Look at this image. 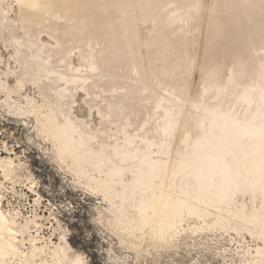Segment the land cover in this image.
<instances>
[{
  "label": "rangeland",
  "instance_id": "rangeland-1",
  "mask_svg": "<svg viewBox=\"0 0 264 264\" xmlns=\"http://www.w3.org/2000/svg\"><path fill=\"white\" fill-rule=\"evenodd\" d=\"M145 1L147 2V0ZM145 1L144 3H146ZM208 1L209 0H200V5L197 2L198 3L197 5H199L197 7L200 17H199L198 26L195 27V29L197 28L196 34H195V30H193L194 32L192 30H189L187 32L188 35L185 32H182L186 30L187 28L186 26H188L187 24L184 25L185 28H183V25L182 27H180L181 24L178 26V28L180 27L181 30L179 37L180 38L183 37L184 41L188 37V39H190L189 42H191V43L187 42L185 45L183 38L180 39L182 42L181 47L184 46L182 49L183 61L180 59L182 55L179 56L180 58H177L178 56L177 57L175 56L176 59L173 56L174 59L173 61H171V64L169 65L167 64L168 62L167 58L168 59L171 58V55L169 54L170 55L169 57L166 49H165L166 53H164L165 51H162L164 48L161 50L163 53L160 52L159 50L160 47L158 46L159 43L155 42L156 40H158V39L155 40V38H158L156 34L161 33L162 35L161 37H163V33L160 31L161 24L158 23L157 21L158 19L154 20L156 19L155 9L151 7H147V8L152 9L153 12L152 10H149L150 13H148V15H144L143 17L148 16L149 18L148 17L145 18V20L148 21H152L150 20L152 18L154 21H156L154 22V24L156 23L159 24L157 26H160L157 29L155 27L156 24L153 26L152 23L151 26L150 22L147 21V23H149L148 26H150L151 28L150 29L151 31L149 33L153 31L155 34L156 32L154 31V28L157 29V32L159 33H156L155 34L156 36L154 37V35L152 34L153 32L149 34L147 31H145L147 28H145L146 25L144 24L145 20H143L144 19L143 18L142 19L143 23L139 22V25L141 26V28L142 27L143 29L145 28L143 32H147V33H145V35L142 34L144 35V37L140 35V37H142L143 40L140 37L139 39L142 40V44H143V41L146 39L145 38L146 35L148 36V38L150 35H153L152 37H154L153 40L155 41L146 39L145 43L147 44L146 46H149L148 47L150 49L149 51H151V49H154V47H156L154 46V44L158 43V45L156 44L158 46L157 49H154L156 53L153 54V52H149L147 50L148 48L146 49L147 53H145L144 49L146 48V46L144 44L143 46L142 44H140L141 40L139 42L138 37H136L137 39L136 38L134 39V40H138V42L137 41L135 42L136 44L138 43V45L136 46V44H132L136 47V49L135 47L131 48L133 46L130 47V45H128L129 46L128 48L127 46L125 47V50L128 51L126 54H124L125 58L126 55L128 58L129 56H132L134 54L132 56L133 61L136 59V58L134 59V56L136 57V55L137 56L139 55V52H136L137 54H135L133 49H135L136 51L139 45L143 47V48L142 47L140 48V46L138 47L141 50V51L138 50L140 51L139 56H142L140 57V59L142 58L143 59L140 60L137 58L140 61L136 59V61L134 62L132 61L133 64L132 62H129L132 59H130L129 57L128 59L129 61H126L127 58L125 59L123 57V54L122 55L118 54L117 57H114L116 55L115 53L111 55L110 52L108 53L106 52V50H103L102 53L99 52L100 54L97 53V55L100 56V57L98 56V58H102L104 56V60L106 61L107 64L106 67L108 69H109L108 67L109 65L111 70L113 68L116 69V72L121 70L118 73L122 72V74L120 75H122L124 79L128 78V80H124L123 78H122L123 80H121L119 78L122 84L120 83L119 80L117 81L119 82L118 85L117 84L113 85L115 84V82L114 83L112 82L113 83L112 85L111 83L108 85L106 84L107 81L105 82L99 81L96 79L97 77L93 75L96 73V70L91 69V64H89L91 61L89 60L90 58L88 57L89 55L87 54L88 51L92 52V50H90L91 48L87 47V43H89V39L88 41L84 39L85 42L82 40L81 41L77 40L80 42H76V40L74 41L70 40L68 41L70 44L67 43L68 46L65 48V50L62 51L61 53H56L59 56L58 55L55 56L54 54L55 52L54 53L52 52L56 48V39L50 37L47 34V32L44 31L45 30L44 27H42L44 28L43 30L42 28H39L40 32L39 30H36L38 28H35L34 26L32 27L35 29L36 32L34 31V29H29L28 28L29 26H27L28 24H26L28 22H25L24 18H20L18 6L14 0H3V2L6 3L3 5L0 1V209L5 214L7 220L11 222V225L15 230V234L13 235V245L15 247L14 250L5 248L0 239V264H24L25 262L26 264H44V263L69 264V262L67 261L59 262V259L55 255V252L57 253L65 252L67 258H69L70 260L79 259L80 264H256L257 261L261 262L257 264H264V260L262 261L259 260L264 257H262L261 254H259L261 255V257L257 255L258 250L260 252L264 250L263 233H261L259 227L252 225V223L250 222L249 223L242 222L238 217L240 216V212L244 216H249L250 213L255 211L258 212L257 210L260 206V200H261L259 194L255 193V195H253L254 196L253 198V196H251L249 193L239 191L231 196L229 203H225V204H218L216 202L212 203L213 201L211 202L210 200H208L210 196L209 198L208 196L193 197L196 190H194L195 189L194 184L191 185L189 184L192 183L190 182L191 178H189V176L174 174L173 167H174V162H176L175 159L177 158V154H180L181 153L180 151H182L183 148L186 147L190 148L189 147L191 144L190 141H194L193 137L198 136L197 138L199 139L201 137L200 135H202V133L199 132L201 130H198V128L193 127L191 124L190 125L192 127H190V125H188L189 127L188 126L186 127V125L184 124V121L186 120V116H187L186 114L188 113L187 111H185V109L188 107L189 103H190L189 108L193 105L194 101L192 100L193 99L195 100V94L199 93L201 88L207 89L204 91L201 90L199 94H201V96L204 98L203 103L207 104L208 108L218 109V107L220 106L219 108L222 111H226V110L230 111L231 109L234 113L236 114L239 113L238 115H241L243 112L242 110H244L245 108L244 107L245 104L238 101L241 104L240 105L239 103L236 102L237 101L235 98L236 92H239L240 90H241L240 92L245 90H248V92L251 91L252 97L255 98L253 100L255 101L253 103L255 107L257 105L256 101L259 99L258 95L256 96V93L257 91H259V89L261 90V88L263 87V84L259 83L261 81L260 78H262V80L264 79V74L262 72H259V70L257 69L259 63L247 65V63L245 64L244 62H241L243 64L240 65L239 58H238L239 63H235L238 62L237 59L235 58L237 57L236 55L238 54V51L241 50L239 49V47L242 45L239 44L241 43V40L240 41L238 40L239 42H237L239 44V45L237 44L238 49L235 45L236 42L233 43L234 45H232L231 42H229L230 44L227 42L230 48L231 46L233 48L235 47L234 48L236 50L235 54H234L235 50H233V48L230 49L228 47L231 50L230 51L229 49H227L226 46H225L226 48L224 47V49H219L220 47L217 48V50L215 49V51H218L219 53H222V51L223 50L225 51V49L230 51V52L227 51L222 55L221 54L219 55L218 52L215 54L213 52L212 55L214 54L216 56V58L215 57L214 58L215 60L218 59L217 62H215L213 58L214 55L211 57H210L211 54H209V56H207L206 54L204 55V52L206 50V48L204 47L206 45L204 40V38L206 37L205 31L206 30L208 31L209 29V28L207 29L205 23L207 20L206 15L209 12L208 5L210 1L209 2ZM140 3H143V0L142 1L139 0V4ZM140 6H142V4H140ZM128 8H132V6L130 7L129 4ZM128 10L130 11L131 9ZM48 11L51 12V10H47V12L45 13L47 14ZM149 11L147 10V12ZM147 12L145 14H147ZM153 14H155V16ZM152 15L154 16V18L152 17ZM238 21L240 22V20L238 19L235 21L236 26L234 25L236 30L240 28L239 27L240 24L241 27L243 24L242 22H240V24L237 23ZM249 21H253V20L249 18ZM237 24H239L238 25L239 28L237 27ZM244 25L245 24H243V27ZM173 28L174 27L172 26L169 29H167L168 33L166 31L164 37L167 36L169 38L168 34L171 30L172 33L169 34L171 39L170 38L169 39L170 40L175 39V37L173 36V32H174ZM32 30L35 33L30 32ZM198 30L201 32V33L199 32V35L197 34ZM202 31H204V33ZM37 32H38V37L36 35ZM176 32H174V34L178 36ZM192 32L195 35L198 36L201 35L199 37V40L201 41L196 39L197 41H199L198 42L199 45L197 41L194 40L198 36H195ZM33 35H36V37L33 39L36 45L38 46L37 48H40L39 49L40 51L33 49L29 44L30 42L28 41V36L31 38V40H33L32 39ZM171 35L173 36V39ZM152 37H150V39H152ZM159 39H161L160 36ZM202 40L204 41V44ZM195 41L197 44L196 47H195ZM71 42L73 43L71 44ZM149 42L150 44H152L151 42H155V43L153 45H149L148 44ZM181 42L179 41L180 44ZM81 43L82 44L86 43V45L83 44V48L85 49V51H82L83 48ZM92 43H94V41H92ZM201 43L203 44V46ZM188 44L190 47L187 48ZM17 46H21V50L17 51L16 50ZM79 46H81L82 49ZM197 46L199 49L197 48ZM86 49L88 51H86ZM261 49H263V51H261V55L262 54L264 55V46H262V48L260 47V50ZM193 51H196V54L195 52L193 53ZM38 52H39V56H38ZM159 52L160 55L158 58ZM228 52L230 54H228L229 56L227 55V59H226L227 61H225L224 57L226 58V54ZM128 53L131 54L128 55ZM144 53L148 55L152 53L155 56L150 55L151 56L150 58L147 55H144ZM36 54L37 57H35ZM82 54L86 56L83 57ZM161 54H165L163 58L166 59L163 60V62L165 66L168 65L167 67H164L162 65L163 62L159 63V61L162 60ZM191 54L193 57L190 56ZM201 55H204L205 57ZM120 56H122L121 57L122 61H120ZM206 56L209 58H207ZM231 56L232 58H230ZM144 57L145 58L147 57L145 59L146 61L149 58L151 60L150 64L147 61L149 64V66L147 65L148 67L146 66L147 62L144 60ZM113 58L114 59L116 58V61L113 60ZM152 58L154 59V61ZM186 58L187 60L189 59L190 60L189 61L184 60ZM206 58L207 61L205 60ZM222 58L224 59V61ZM179 59L181 60V62H184V64L179 62L180 61ZM233 59L235 62L233 61ZM45 60L47 61V63H45ZM109 60L110 63L108 62ZM143 60L144 62L141 63V61ZM262 60H264V57ZM262 60L260 61L258 60V61L261 62ZM114 61L116 64L118 63V65L115 66ZM124 61L128 62L129 64L128 65L126 63L129 66V67L127 66L128 67L127 70H124L126 66V64L123 65ZM208 61H210L211 63ZM221 61L223 62L221 63ZM213 62L214 64L215 63L218 64L217 65L215 64L214 66V64L212 65ZM229 62L231 63L234 62L235 65H233L234 63L231 64ZM135 63L137 64V66L135 65ZM140 63L141 66H139ZM173 63L183 64L184 66L177 65L178 66L177 67L175 65L176 66L175 67ZM156 64L157 66L161 64L160 66H163V68H165L163 70L158 69L159 71L162 70L160 72V75L159 74L157 75L156 73V72L159 73V71L156 70L155 67ZM170 65H172L171 67L174 68L176 71H178V73L174 69L171 70ZM26 66L30 67V70H24ZM36 66L40 67L39 71H37ZM87 66L88 68L90 67L91 70H95V73L94 71L93 72L88 71L89 69L87 68ZM153 66L155 67V69ZM236 66L237 68L233 70L234 67ZM118 67L120 68L122 67V68L120 69ZM146 67L147 69L152 67L151 68L152 70L150 69L151 72L154 69V72L156 74L154 72L149 74L150 71L149 69L147 70ZM42 68L47 72L51 71V69L52 70L60 69L62 71L60 75L62 77H65V79H70V80L76 79L74 83L70 85L68 84V89L71 91L70 93L71 97L67 98L64 101V104H62L63 102H61L62 94L60 90H58V86L56 85V79L48 78L49 75H47L45 72L43 73ZM202 69H204L205 72H203ZM240 69L241 70L245 69V70L240 71ZM144 70L149 71L148 72L149 76L146 75L147 71L144 75H142L145 72ZM201 72H203V74ZM230 73L232 76H230ZM234 73L239 74L235 76L237 78L233 77L235 75ZM166 74L167 76H165ZM168 74H171L172 76ZM201 74L203 75V77L204 76L205 77L203 78ZM244 74H246L245 76L247 79L243 78L245 77L243 76ZM128 75L131 76V79L130 76L128 77ZM145 75L146 77L148 76L149 78L147 77L148 79H146V77H144ZM178 75L179 76L182 75V76L179 77ZM56 76L57 75H55V77ZM206 76H210V77L208 78ZM132 77L135 79L132 80ZM181 77L182 79L184 77V79L182 80ZM214 77L218 79H214ZM163 78H165L164 81L161 80ZM202 78L204 80L199 82V79L201 80ZM210 78L213 80H210ZM225 79H227V81H225ZM234 79H237L238 84L239 82L240 84L238 85L237 80ZM248 79L249 80L252 79L251 80L252 82H250ZM207 80L209 82L208 85L210 84L208 87L206 86ZM233 80L235 81V83H233L234 82ZM95 81H97V83ZM171 81L172 82L174 81L173 82L174 84ZM144 82H146L147 84H145ZM243 82L244 84H247L246 87L243 85ZM98 83L103 85H99ZM110 85L115 87H110ZM120 85L125 86V88L127 86V88L124 89V87ZM93 86L95 88V91L97 90L96 93L95 91L92 93ZM98 86H102V87L108 86L109 88L106 87L105 92L103 91L104 92L103 93L102 90H104V88L101 89V87H99L101 89L100 91ZM234 86L236 87V89ZM249 86H251V88ZM119 87L120 88L123 87V90H127L129 88L128 91L138 90L136 92L138 95L135 94L134 92L135 96L134 97L132 96L133 101L137 103L132 102L131 99L130 100L132 104L130 103V100H128V103L125 102L126 104L123 102L126 106L128 104L130 105V107L129 105L127 106L130 108V112H129V108L125 110L126 106L125 105L123 106V103H121L125 110L122 114L123 115L122 117L121 116L116 117L111 113L110 110L111 108L110 109L108 108V106L109 107L111 106L108 105L110 100L111 102H113V97L118 94V93H112L114 92L113 89L115 90V92H117ZM177 87L178 90L175 91L174 89H176ZM110 88L112 90H109ZM134 88L136 89L134 90ZM170 89L173 90L171 91ZM181 89L182 91L178 92ZM158 90L161 91L159 92ZM98 91H100L101 94L106 93L105 95L107 96V98H105L106 96L103 94L100 95ZM162 91H165L163 93H165L166 95L161 93ZM169 91H171L170 93L173 92L178 97L179 100H183L182 101L183 103H181V101L180 102L178 101L177 104H175L176 102H172V103L170 102L169 104H172L171 106L166 105V108L169 112H171L170 108L174 107V110H172L173 118L174 116H176V113L180 109L182 108L184 109L181 110V114L183 116L181 115L179 116V118H177L174 131L172 130V133L170 135L172 138L168 137L169 135L166 131L165 132L160 131L165 121L163 120V118L165 119L164 117L165 115H163V113H165V110L164 109L162 111L159 110L160 111L159 113V111L157 110L159 105L158 103H156L157 100L156 101L154 100L155 98L154 96L156 97L163 96V98H166L167 94H170ZM229 91L232 92L230 93L231 97L228 99L227 95H229ZM111 93L113 94L112 98H110ZM213 94L216 96H214ZM211 95L213 98L212 97L210 98ZM232 95H234L235 100L232 99L233 98ZM101 96L102 97L105 96L104 98L105 100L106 99L107 100L106 101L103 100L104 98H102ZM150 96H152L153 98L152 100H154L153 102L149 100L151 99ZM108 97H109V102H108ZM143 97H147L149 101ZM218 97L219 99L221 98L222 101L218 100L217 99ZM187 99L190 100L188 101ZM205 99H208V101L206 102H209L210 100L213 99L214 105L211 104L213 101L206 103ZM215 100L216 101L218 100L217 103H215L216 102ZM231 100L235 101L237 104L234 105V102L232 103ZM150 102H152L151 105H154L153 107L151 106L152 108L149 107ZM59 103L62 107L59 106ZM173 104L176 106H174ZM230 104H232L231 105L232 107L228 106ZM211 105L212 106L216 105V106L214 108ZM137 107H139L140 109ZM254 107L252 105L251 109H249L248 111V114ZM153 108L154 110L156 109L155 110L156 113L152 111ZM189 108H187V110ZM232 108L235 109L233 110ZM159 109L161 108L159 107ZM263 110H264V106L263 107L261 106L260 107L261 112L258 117L259 118L258 120L263 118L262 117V115L264 114ZM189 111H192L193 115L196 114L195 118L197 120H204V119L206 120L208 118H204V117H207L209 115L211 116V113L207 114V111H201L202 115H199L201 114V112L198 109H197V113H196V109H192V110L189 109ZM198 111L200 113H198ZM252 111H254V109ZM152 113L154 115H152ZM189 115L187 116V119ZM180 119L181 120L183 119L184 129L180 126L182 125ZM48 120H50L51 122H48ZM153 121L155 124L153 123ZM179 122H181V124ZM69 125L76 131V135H73V140L75 141V143L81 144V146L85 145L84 147H86V151H87L86 154L88 155L90 153L89 154V156L91 155L89 158L90 162L88 161L86 163L84 162L77 164L68 155L60 153L58 149V144L53 138L55 126L58 127V129H61V128H66ZM178 125L180 126V129L182 128L181 132L180 129L177 128ZM188 128H191L192 130L190 131ZM196 130L198 133L196 132ZM189 131L192 132L194 135L191 133L190 135L188 133ZM135 132L137 133L135 134L134 137L135 139L134 138L131 139V137L134 136ZM143 132L146 134V136L143 134ZM163 132L164 135L165 133H167L166 137L164 135H161V133L163 134ZM182 132L183 134H181ZM194 132H196L197 134ZM139 134L142 140H140L141 142L139 141L138 143V140L140 139V137L138 136ZM180 134L183 135V137L185 136V134H188V136L193 135L192 137L193 139L191 137L189 138L186 135L188 138L186 140L185 139L183 140V137ZM128 135L129 136L131 135L130 139H128L129 138ZM136 135L139 137V139L138 137L136 138ZM196 137L195 140L197 139ZM127 139L130 141L133 140L132 141L133 143L131 142V144L133 145L134 142H137L135 143L136 145L134 146L135 147L137 146L136 149L138 154L143 155L148 152L153 162L163 164L166 161L168 162L167 164L170 165L169 166L170 169L166 173L165 177L158 176L154 179V184L156 185V188L154 189L153 194L159 193L161 188L159 184L163 183L162 184L163 190H165L167 194L169 193L168 194L169 196L168 197L166 196L167 198L165 199L167 201L174 199L177 200V198H179L180 200L181 199L185 200L188 198L189 195L191 194L193 195L192 197L189 196L188 200H190V198L191 200L188 202V206H187L191 210H189L187 213L186 212L183 213L180 219L181 221L177 222L174 227L168 228L166 226V228L164 227L162 228L163 230L160 229L163 233H161L160 230L156 231L157 227L156 228L154 227L155 229L150 228L148 226L142 227L138 222L139 220L138 214L136 213L137 211H135L136 210L135 208L137 204H139L143 200V198L146 197L147 195L145 196L144 193L133 190L132 192L130 191L127 192L125 196L122 197L120 194L122 190L119 181L112 183L110 185L111 187L109 189V192L106 194L104 188L106 184L105 175L104 173H99L94 168V163L96 162V160L98 159L106 160L105 162L106 163L108 162L107 167L115 168L117 166L118 167L120 166L121 168H125L123 171L124 173L120 178V181L123 182V186L132 182L133 178L132 175L130 174V171L136 168L135 166L138 167L139 164L136 161L134 162L131 161L129 163L122 162L119 160L118 157H116L113 154L115 153L114 152L115 148H117L116 146L119 145L120 148L122 145V148H126V146L130 144L129 143L130 141H128ZM180 139L181 142L190 139L189 142L187 143L189 145L188 146L185 145L186 142H184L185 144L182 143L184 145H181ZM143 140L144 142H142ZM113 146L115 148H113ZM188 148L186 149L189 150ZM110 150L112 151V153ZM185 150H183L182 153ZM128 169L130 171H128ZM115 180L118 179L115 178ZM166 188H169L170 192L167 191ZM192 189L194 190V192ZM178 201H176V204ZM164 229H168V230H164ZM261 249L263 250L261 251ZM262 253H264V251ZM53 254L55 255V257ZM257 256L259 257L257 258ZM53 257L54 259L55 258L58 259V261H56V259L54 260ZM255 260L256 262H254Z\"/></svg>",
  "mask_w": 264,
  "mask_h": 264
},
{
  "label": "bare ground",
  "instance_id": "bare-ground-1",
  "mask_svg": "<svg viewBox=\"0 0 264 264\" xmlns=\"http://www.w3.org/2000/svg\"><path fill=\"white\" fill-rule=\"evenodd\" d=\"M0 1H1L2 5L6 4L3 2V0H0ZM14 1L16 2L17 6H18L20 18H24L25 22H28L26 24H28L27 26H29L28 27L29 29H34L32 27V26H34L35 28H38L36 30H39V32H40L39 28L44 27L45 28L44 31H46L50 37L56 39V48L52 52V53L55 52L54 53L55 56L58 55L56 53H61L62 51L65 50V48L68 46L67 45V43H69L68 41L76 40V42H80L81 40L84 41V39H85L88 41V39H89V43H87V47L91 48L90 50H92V52L88 51L86 49V51H88L87 54L89 55V56L88 55L87 56L90 58L89 60L91 61L89 63V64H91V69H95L96 73H95V70H91L90 67L88 68V66H87V68L89 69L88 71H91V72L94 71L95 74H93V75L97 77L96 79L99 81H102V82L107 81L106 84H108V85L110 83L112 85L114 82H115V84H113V85H116V84L118 85L119 82H117V81H119L120 79L121 80L124 79L123 76L120 75V74H122V72L118 73L119 71H121V70L118 71V68H120V67L117 68L118 72H116V69H114V68L113 69L115 71L113 69L111 70L109 65H108V67H109V69H108L106 67L107 64H106V61L104 60V56L102 58H98L99 55H97V53L100 54L99 52L102 53L103 50H106V52H108V53L110 52L111 55H113V53H115L116 55L114 54L115 55L114 57H117L118 54H120V55L123 54V57L125 58L124 54H126L128 52L125 50V47L127 46V48H128L129 47L128 45H130V47L133 46L131 48H134L135 46L132 44H136L135 42L136 41L138 42V40L140 42V40H141V39H139L140 35H142V34L145 35V33H147V32L149 33L151 31L150 26H148L149 23H147L148 20H145V18H147L148 16L143 17L144 15H148V13H150L149 10H152V9H148L147 7H151V8L155 9L156 19H154V20L158 19L157 20L158 23L161 24L160 31L163 33V37H161L162 36L161 33L157 32V29L160 27V26H157L159 24L155 23L156 24L155 27L157 29H155L153 27L154 31L156 33L160 34L159 35V34L155 33L158 37V38H155V40L156 39H158V40H156V41L153 40V38L156 36L153 31H152L153 33L152 32L151 33L154 35V37H152L153 35H150L148 38V36L146 35L145 38L152 40V41H155V42H158L159 45H158V43H156V44L160 47V49H159L160 52L165 51V49L167 50V54L171 55V58H169V59L167 58L168 62H170V63L167 62L168 65L171 64V61H173L174 58L176 59L177 56H178L177 58H180L179 56L182 55V49L184 46L181 47L182 42L180 39H182L183 37L182 36H181L182 38L179 37L180 32H181L180 27H182V25H183V28H185L184 25L187 24L188 26H186L187 27L186 30L182 31V32H185L187 34V32L189 30H192V31L195 30V34H196L197 28L195 29V27L198 26L199 17H200V14L198 12V7H197L200 5V0H147V2L145 0H143V3H140V4H142V6H140L139 0H14ZM144 1L146 3H144ZM209 1H210L209 5H208L209 12L207 15L205 14L207 16L206 17L207 20L205 23H206L207 29L208 28L209 29H208V31L206 30L207 32L205 31V33H206L205 38L206 39L204 38V40H205L206 45L204 47L206 48V50H205L206 53L202 50L204 52V55L206 54L207 56H209V54H211L210 57L213 56L215 53L218 52V51H215V49L217 50V48H219V47H220L219 49H224V47L226 46L227 49H229L230 47L227 44V42L228 43L231 42L232 45H234L233 43L236 42L235 45L238 49V46H237L238 43L237 42H239L241 40V43H239V44H242L241 45L242 47L241 46L239 47V49H241V50L238 51V54L236 53L237 57L235 56L236 57L235 59H237V61H238V58L240 59L239 60L240 65L243 64L241 62H244L245 64L247 63V65L259 63L257 69L259 70V72H262L264 74V60H262L264 55L262 54L263 57L261 55V51H263V49L260 50V47L262 48V46H264V0H209ZM197 2L199 3V5H197L198 4ZM129 4H130V7L132 6V8H128ZM194 6H195V8H194ZM126 7H127V9H126ZM145 7L147 8V10L149 12H147ZM128 9H131V10L129 11ZM199 9H201V8H199ZM47 10H51V12L48 11V13L46 14L45 12H47ZM6 11H7V9H6ZM145 11L147 12V14H145L146 13ZM152 12H153V10H152ZM155 14H153V15L155 16ZM153 15H152V17L154 18ZM249 18H251V20H253V21H249ZM142 19L145 20L144 24L146 25V27L145 26L144 27L149 29V30H147V29L145 30V28L143 29V27L141 28V26L139 25V22L143 23ZM238 19L240 20V22H242L245 25L243 27V24H242V27H241V24L238 21L237 23H239L240 25L237 24V27L239 25L240 28L238 27L239 29L236 30L234 25L236 26L235 21ZM150 20H152V21H148V22H150V25L153 23L152 25L154 26L155 25L154 22H156V21H154L152 18ZM171 24L176 29L175 30L173 28L174 32H176V31L178 32V33L176 32V34H178V36L175 35L173 32V36L175 37V39H173V36L171 35L173 40H170L171 38L169 35L170 33H172L171 32L172 28L168 34L170 39L167 36L164 37L165 32L167 31V33H168L167 29L172 27ZM179 25H180V27L178 28ZM30 27H32V28H30ZM44 28H42V30ZM153 28H152V30H153ZM198 29H200V28H198ZM42 30H41V32H42ZM143 30H145L147 32H143ZM34 31H35V29H34ZM34 31L32 30L30 32L35 33L36 31L35 32ZM141 32H143V33H141ZM199 32L200 31L198 30V32H197L198 35H199ZM202 32L204 33V31H202ZM151 33H149V34H151ZM36 35L38 37V32ZM36 35H33L32 39L35 38ZM144 35H142V36L144 37ZM158 35L160 36L161 39H159ZM198 35H195V36H198ZM200 36L196 37L194 40H196V39L199 40ZM202 36H203V34H202ZM136 37H138V40H134ZM150 37H152V39H150ZM140 38H142V37H140ZM186 39L184 41V38H183L185 45L187 42L191 43V42H189L190 39H188V37ZM77 40H80V41H77ZM142 40H143V38H142ZM142 40H141L140 44H142ZM145 40L143 41V44L146 46L147 44L145 43L146 42ZM28 41L30 42L29 44L33 49L40 51L39 50L40 48H37L38 46L34 42V39L31 40V38L28 36ZM92 41H94V43H92ZM95 41H96V43H95ZM179 41L181 42V44L179 43ZM196 41H195V47L197 45ZM199 41H201V40H199ZM199 41H197V43ZM155 42H151L152 44H150V42H149L148 44L153 45ZM72 43L73 42H71V44ZM83 44L86 45V43H83ZM83 44L81 43L82 48H83ZM143 44H142V46H143ZM156 44H154V46H156V47H154V49H157V47H158ZM203 44H204V41H203ZM203 44H202V46H203ZM137 45H138V43L136 44V46ZM198 45H199V43H198ZM69 46H71V45H69ZM139 46H140V48L142 47L141 45H139ZM79 47L81 48V46H79ZM138 47H137L136 51H135L136 47L133 50H134L135 54H137L136 52H139V55H140L141 50ZM148 47L149 46H146V48L144 49L145 53H147L146 52L147 50L148 51L150 50ZM188 47H190L189 44L187 45V48ZM151 48H153V47H151ZM197 48H198V46H197ZM231 48H233V47L231 46ZM234 48H233V50H235ZM154 49H151V51H149V52H153V54L156 53ZM16 50L17 51L21 50V46H17ZM127 50H129V49H127ZM138 50H140V51H138ZM229 50L225 49V51L223 50L224 52L223 51H222V53L218 52V54L222 55L223 53H225ZM82 51H85V49L83 48ZM124 51H125V53H124ZM160 52L158 53V58H159ZM194 52L196 54V51H193V53ZM197 52H198V50H197ZM213 52H214V54L212 55ZM229 52L226 54V58L224 57L225 61H227L226 59H227V55L230 54ZM235 52H236V50L234 51V54H235ZM145 53H144V55H147L150 58H151L150 55H153L152 53L150 55L145 54ZM164 53H166V51ZM187 53H188V50H187ZM200 53H202V52H200ZM130 54L131 53H128V55H130ZM189 54H188V57H189ZM82 55H83V57L86 56V55L84 56V54H82ZM101 55H103V54H101ZM139 55L138 56L136 55V57L134 56V59L135 58L140 59V57H142V56H139ZM164 55L165 54H161L162 57L161 56L160 57L162 58V60L159 59L160 60L159 63L163 62V60L166 59V58L165 59L163 58ZM170 55H169V57H170ZM204 55H201V56L205 57ZM38 56H39V52H38ZM132 56H129L130 59L133 58ZM153 56H155V55H153ZM173 56H174V58H173ZM190 56H192V54ZM35 57H37V54ZM121 57L122 56H120V61H122ZM129 57L127 58V55H126V58H127L126 61H129L128 60ZM214 57L216 58L215 55L213 56V58ZM233 57H234V55H233ZM118 58H119V56H118ZM146 58L144 57V60ZM150 58L147 60L149 62V64L151 61ZM207 58H209V57H207ZM207 58L205 59L206 61H207ZM215 58H214V60H215ZM230 58H232V56ZM260 58H262V59H260ZM136 59L134 61H136ZM142 59H140V60H142ZM180 59L181 60L183 59V55ZM224 59H223V61H224ZM113 60L116 61V58L115 59L113 58ZM117 60H119V59H117ZM140 60H138V61H140ZM144 60L141 61V63H143ZM155 60H157V59H155ZM181 60L179 62H181ZM184 60H187V58ZM189 60H187V61H189ZM217 60L218 59H216L215 62H217ZM258 60L259 61L262 60L263 62L262 61L259 62ZM115 61H114V65L116 66V65H118V63L116 64ZM120 61H118V62H120ZM126 61H124L123 62L124 64L123 63L122 64L123 65H125L126 63L128 64V62H126ZM132 61H133V59L130 60L129 62H132ZM153 61H154V59H153ZM187 61H185V62H187ZM223 61H221V63ZM233 61H234V59H233ZM239 61L238 62L234 61V62L239 63ZM245 61H247V62H245ZM108 62L110 63V60ZM133 62H132V64H133ZM148 62L146 64V66L147 65L149 66ZM208 62H210V61H208ZM234 62H232V63H234ZM253 62H255V63H253ZM45 63H47L46 60H45ZM85 63H87V62H85ZM141 63H140V65L139 64L138 65L141 66ZM156 63H157V61H156ZM181 63L184 64V62H181ZM229 63H231V62H229ZM235 63L233 65H235ZM127 64L125 66L126 69L124 68V70H127V68L129 67L128 66L129 64L128 65ZM183 64L177 63V64H174V66L175 65L176 66L177 65L182 66ZM213 64H214V62L212 63V65ZM215 64L217 65L218 63H215ZM215 64H214V66H215ZM135 65L137 66L136 63H135ZM160 65L161 64H159V66H157V64H156V66H155L156 70H158V69L163 70V69H165V68H163V66L164 67L168 66V65L165 66L164 62L162 63L163 66H160ZM172 65H170V67ZM208 65H209V63H208ZM38 66H36L37 71L40 70V67H38ZM237 66L234 67L233 70H235L237 68ZM112 67H113V65H112ZM147 67H146V69H147ZM155 67H154V69H155ZM210 67H208V68H210ZM216 67H218V66H216ZM151 68L152 67L148 68L150 72L147 71L148 69L144 70L145 72L142 75H144L147 71L146 75L149 76L150 73L154 72V69L151 72V70H152ZM238 68H241V67H238ZM244 68H247V67H244ZM141 69H142V67H141ZM172 69H174V68L171 67V70ZM24 70H30V67L26 66L24 68ZM138 70H140V69H138ZM166 70H167V68H166ZM168 70H169V68H168ZM171 70H170V72H171ZM202 70H203V72H205L204 69H202ZM244 70L240 69V71H244ZM161 71H159V73L156 72L157 75L158 74L160 75ZM211 71H212V69H211ZM42 72L43 73L45 72L47 75H49L48 78H50V79L55 78L56 79V85L58 86V90H60V92L62 94V96L60 94L61 102H63L62 104H64V101L67 98L71 97L70 96L71 91L68 89V84L70 85V84L74 83V81L76 79H71V80L65 79V77H62L60 75L62 72L60 69H56V70L51 69V71L47 72L42 68ZM148 72H149V74H148ZM170 72H168V73H170ZM176 72L178 73V71H176ZM203 72H201V73L203 74ZM246 73H248V72H246ZM187 74H189V73H187ZM237 74L238 73H236L233 77L237 78V77H235ZM55 75H57V76L55 77ZM58 75H60L61 77ZM146 75L144 77H146ZM168 75H171V74H168ZM245 75L246 74H244L243 76H245ZM129 76L130 75H128V77ZM165 76H167V74ZM180 76H182V75H180ZM199 76H200V74H199ZM210 76H206V77L209 78ZM228 76H229V74H228ZM230 76H232L231 73H230ZM147 77H146V79L149 78V77L148 78ZM184 77H183V79H184ZM202 77H203V75H202ZM242 77H240V78H242ZM203 78L201 80L199 79V82L204 80ZM224 78H226V77H224ZM240 78H239V81H240ZM243 78H246V76ZM60 79H61V81H60ZM130 79H131V76H130ZM133 79H135V78L132 77V80ZM164 79L165 78H163L161 80L164 81ZM181 79H182V77H181ZM214 79H218V78L214 77ZM227 79H228V77H227ZM227 79H225V81H227ZM260 79H261V81L259 83L263 84V87L261 88V90L259 89V91H257L258 94L256 93V96L258 95L259 99L256 101L257 105L255 104L256 105L255 107L253 104L255 102V101H253L255 98L252 97L251 91H249L250 92L249 93L248 90L242 89L245 91L240 92L241 91L240 90L239 92H236V94H237V95L235 94V96H236L235 98L237 100L236 102L239 103L238 101H240L241 103L245 104L244 105L245 108H244V110H242L243 112L241 115H238L239 113L238 114L234 113L231 109H230V111H227V110L222 111L219 108L220 106L218 107V109L208 108L207 104L203 103L204 98L201 96V94H199L201 92V90L204 91L207 89L201 88L199 93H197L199 95L195 94V100L196 101L192 98L193 99L192 101H194V103L191 101L193 103V105L189 108V106H190V103H189L187 108H189L191 110L196 109V113H197V109L200 112L201 111H207V114L211 113V116L205 115L207 117H204V118H208V119L197 120L195 118L196 114L193 115L192 111H189V109L187 110V108L185 109V111H187L189 114L191 112V114L190 115L188 113L186 114L187 116L189 115L188 119H187V116L185 115L186 120L184 121V124L186 125V127L191 124L193 127L198 128V130H201L199 132H201L202 135H200V133H199V135L201 137L199 136L200 138L198 139L197 138L198 136L197 137L195 136L197 138L195 140V137H193L194 134L192 132H190L192 130L191 128H188L190 130L188 133L193 134L192 136H188V134H185V136L183 137V135H181V134H183V132L180 134L183 137V140L184 139L186 140L188 137L189 138L193 137L194 141H190L191 142V144L189 146L190 148L186 147L189 150H187L186 148H183L182 151L186 149L183 153H182V151H180L181 153L178 152L180 154H177V158L175 159L176 162H174L173 169H174L175 175H185V176H189V178H191V181L190 180L189 181L192 183H189V184L190 185L194 184V187H195L194 190H196V192L194 193V196L191 193H190L191 195H189V196H191V197L192 196L193 197H195V196L196 197H207L208 196V198L210 196L211 199L209 198L208 200H210L211 202L213 201L212 203H215V202L218 204L229 203L231 196L234 195L236 192H239V191L249 193L251 196L255 195V193H258L259 197L261 199L260 200V206H259V208L257 207L258 212H256V211L252 212V213H250L249 216H244V215H242L241 212H240V216H238V213H239L238 212L237 216L240 218V220L242 222H246V223L250 222V223H252V225L259 227V229L261 230V233H263V235H264V114L262 115L263 118L260 117L262 119L258 120L259 119L258 117H259L260 112H261L260 107L264 106V79L263 80H262V78H260ZM66 80H68V81H66ZM121 80H120V83H121ZM124 80H128V78L124 79ZM210 80H213V79L210 78ZM234 80H237V79H234ZM251 80L252 79H250L249 81L252 82ZM62 81H64V82H62ZM144 81H145V79H144ZM155 81H156V79H155ZM95 82L97 83V81H95ZM144 83L147 84L146 82H144ZM206 83H207L206 86L208 87L210 85V84L208 85V83H209L208 80ZM213 83H214V81H213ZM233 83H235V81ZM98 84L103 85L100 83H98ZM237 84H238V80H237ZM239 84H240V82H239ZM111 85H110V87H115V86H111ZM132 85H131V87H132ZM148 85H149V83H148ZM179 85H180V83H179ZM231 85H233V84H231ZM243 85L246 87L247 84H244V82H243ZM120 86H123V85H120ZM211 86H212V83H211ZM99 87H101V89L104 88V90H102V92L103 91L105 92V88L108 86H106V87L105 86H103V87L98 86V88ZM123 87H124V89L127 88V86H126V88H125V86H123ZM123 87L122 88L119 87V89H121L122 91L118 89L119 91L117 90V92H115V90L113 89L114 92H112V93H118V94L113 97V102H111V100H110L111 104L109 102V97H108V102H109L108 105H111L110 107L108 106V108L109 109L111 108L110 109L111 113L113 115H115L116 117H120V116L122 117L123 112L127 108L130 107L129 104H128L129 107H127L128 105L127 106L125 105L126 103H128V100L131 99L132 102H135V101H133L132 96L134 97L135 96L134 92H135V94H137L136 92L138 91V90L137 91L135 90L136 88H134L135 91H128L129 88L127 90H123ZM128 87H130V86H128ZM249 87L251 88V86H249ZM92 88H93V91H92V93H93L95 91V88H94V86ZM96 88H97V86H96ZM157 88H160V87H157ZM101 89L99 88L100 91H101ZM235 89H236V87H235ZM109 90H112V89L110 88ZM170 90L172 91L173 89H170ZM174 90L177 91L178 87ZM183 90H185V89H183ZM209 90H211V89H209ZM256 90H258V89H256ZM96 91H95V93H96ZM100 91H98V92L100 93ZM154 91H156V90H154ZM171 91H169V93ZM181 91H182V89L179 90L178 92H181ZM106 92H107V90H106ZM163 92H165V91H162L161 93H163ZM205 92H207V91H205ZM212 92H213V90H212ZM231 92L229 91V95ZM112 93H111L110 98H112V95H113ZM202 93H204V92H202ZM102 94L100 93V95H102ZM105 94H103V95H105ZM139 94H141V93H139ZM163 94H165V93H163ZM214 94H216V93H214ZM154 95H157V94H154ZM180 95H181V93H180ZM196 95H197V97H196ZM229 95H227L228 99L231 97V95L230 96ZM105 96H103V97L101 96V97L104 98ZM148 96H149V94H148ZM214 96H216V95H214ZM232 96H233L232 99L235 100L234 95H232ZM147 97H143V98L147 99ZM150 97H151V99H149V100H151L152 102L154 100L155 101L157 100L156 103H158L159 107L161 108V109H159V107H158V109H157L158 111L159 110L162 111L163 109L165 110V113H163V115H165L164 116L165 119L163 118V120H165V121H164V125L162 127L160 126L161 127L160 131H164V132L166 131L169 135L168 137H171L170 135L172 133V130L174 131L177 118H179V116L182 115L181 110L183 108L180 107L182 109H180L179 111L177 110L178 112L176 113V116H174V118H173L172 110H174V107L173 108L171 107L172 108V109L170 108L171 112H169L166 108V105L171 106L172 104H169L170 102L171 103L176 102L175 104H177L178 101L179 102L181 101V103H183L182 102L183 100H179L178 97L173 92L170 94H167L166 98H163V96H161V97L154 96L156 99L154 98V100H152L153 99L152 96H150ZM181 97H182V95H181ZM191 97H190V99H191ZM211 97H212V95L210 96V98ZM221 97H223V96H221ZM105 98H107V96ZM105 98L103 100H105ZM182 99H183V97H182ZM217 99L221 100V98L219 99V97ZM222 99H224V98H222ZM131 100H130V103L132 104ZM136 100H138V99H136ZM143 100H145V99H143ZM206 101H208V99H205V102ZM211 101H213V99L210 100L209 102H211ZM217 101L215 103H217ZM123 102L124 103L126 102V103L124 104ZM152 102H150L149 107L154 106V105H151ZM209 102H206V103H209ZM226 102H227V100H226ZM233 102H234V105L237 104L235 101H232V103ZM60 103H59V106L62 107L60 105ZM121 103H123V106L124 105L126 106L125 110H124V107L122 106ZM135 103H137V102H135ZM166 103H168V104H166ZM211 104L214 105V101ZM231 105L232 104H230L228 106H231ZM252 105L254 107L253 108L254 111H252L253 110L252 109L251 110L252 112L250 111L251 114L250 113L248 114V111H249V109H251ZM136 106H137V104H136ZM141 106H142V104H141ZM174 106H176V105H174ZM215 106H212V107L215 108ZM228 106H226V107H228ZM147 107H148V104H147ZM137 108H139V107H137ZM142 108H141V110H142ZM131 109H132V107H131ZM144 109H146V108H144ZM155 110L153 108L152 111H154L156 113ZM199 111H198V113H200ZM129 112H130V108H129ZM159 113H160V111H159ZM152 115H154V114L152 113ZM199 115H202V112ZM124 116H125V113H124ZM201 117H200V119H201ZM183 119L182 120L180 119L182 122V125H180V126L182 128L184 125ZM48 122H51V121L48 120ZM181 122H179V123L181 124ZM153 123H154V121H153ZM143 124H145V123H143ZM191 125H190V127H192ZM155 126H157V125H155ZM180 126L178 125L177 128L180 129ZM181 129H180V132L182 131ZM193 129H195V128H193ZM157 130H155V131H157ZM193 131H195V130H193ZM164 132H163V134L161 133V135H164ZM196 132H197V130H196ZM196 132H194V133H196ZM137 133H138V131H137ZM137 133L135 132L134 136L132 135L133 137H131V139H133L135 137V134H137ZM167 133H165V135H164L165 137L167 136ZM130 134H133V133H130ZM143 134L146 136V134L144 132H143ZM73 135H76V131L70 125L67 126L66 128H61V129H58V127L55 126L53 138L56 141V143L58 144V149H59L61 154L68 155L77 164L88 162L89 158L91 156V155L89 156V154H90L89 151H88L89 154L87 155L86 154L87 153L86 147H84L85 145L81 146V144H76L75 141L73 140ZM141 135H142V133H141ZM154 135H156V134H154ZM130 136H129V138L128 137L127 138L130 139ZM138 136L140 137V134ZM138 136L136 135V138ZM139 137H138V139H139ZM140 140H142L141 137L138 140V143ZM189 140L190 139H188L187 141L181 142V139H180V142H181L180 144L184 145L185 144L184 142H186L185 145L188 146L189 144H187V143L189 142ZM128 141H130V140H128ZM132 141L129 142L130 144H128V145L126 144L127 150H126V148H122V145L120 148H119V145L116 146L117 148H115L113 146V148H115V151H114L115 153H113V154L116 157H118L120 161L126 162V163H129L131 161L132 162L136 161L139 164L138 167L137 166H135L136 168L133 167L134 169L132 171H130L128 169V171H130V174L132 175V178H133V181L130 182L129 184L123 186V182L120 181V178H121L122 174L124 173L123 171L125 168H121L120 166L119 167L117 166L115 168L114 167H107L108 162L106 163L105 162L106 160L98 159V158H97L98 160H96V162L94 163L95 170L98 171L99 173H104V175H105V178H106V184L104 187L105 192L107 194L109 192L110 187H111L110 185L116 181H119L120 185H121V190H122V192L120 194L122 197H124L127 192H129V191L132 192L133 190L134 191H140V192L144 193L145 196L146 195L147 196L144 197L143 200L139 204H137V206L135 208L136 209L135 211H137L136 213L138 214L139 224L142 227H147V226L150 228H154V227L156 228L157 227L156 231H159L160 229L163 230L162 228L163 227L166 228V226L168 228L174 227L177 222L181 221L180 219H181L182 214L185 212L187 213L189 210H191L189 207H187L188 202L191 200V198H190V200H188L189 199V196H188V198L185 200H182V199L180 200L179 198H177V200H175V199L174 200H168V201L165 200L169 196L168 195L169 193L167 194L166 191L163 190V188H162L163 183L159 184V186L161 187L159 193L153 194V191L156 188V185L154 184V179L158 176L159 177L160 176L165 177L166 173L170 169V167H169L170 165L167 164L168 162H166V161L163 164L153 162L148 152L143 154V155L138 154L137 149H136L137 146L136 147L134 146V145H136L135 143H137V142H134V145H133V144H131ZM134 141H137V140H134ZM142 142H144V140ZM182 143H184V144H182ZM111 153H112V151H111ZM115 178L118 180H115ZM186 186H187V183H186ZM166 189H167V191L170 192L169 188H166ZM194 190H193V192H194ZM253 198H254V196H253ZM192 199H194V198H192ZM178 200H180V201H178ZM176 201H178L177 204H176ZM246 226H247V224H246ZM164 230H168V229H164ZM164 232H166V231H164ZM161 233H163V232L161 231ZM14 234H15V230L12 227L11 222L7 220L5 214L0 209V239H1V242L5 248L11 249V250L15 249V247L13 245V235ZM262 250L263 249H261V251ZM257 252H258L257 255L261 254L262 257H264V253L260 252L259 250ZM55 255L59 259V262L67 261V262H69V264H80L79 259L70 260L69 258H67L65 255V252H59V253L55 252ZM55 255H54V257H55ZM261 255H259V256L261 257ZM259 256H257V258ZM54 257H53V259H54ZM58 259H56V261H58ZM259 260L262 261V260H264V258L259 259ZM254 262H256V260ZM257 263H261V262L257 261L256 264ZM24 264H26V262Z\"/></svg>",
  "mask_w": 264,
  "mask_h": 264
}]
</instances>
